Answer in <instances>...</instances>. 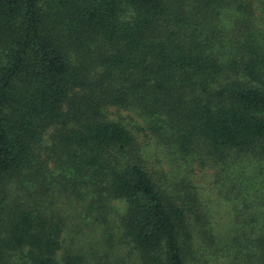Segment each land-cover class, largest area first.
I'll use <instances>...</instances> for the list:
<instances>
[{
  "label": "trees",
  "instance_id": "1",
  "mask_svg": "<svg viewBox=\"0 0 264 264\" xmlns=\"http://www.w3.org/2000/svg\"><path fill=\"white\" fill-rule=\"evenodd\" d=\"M75 215L142 264H264V0H0V264H99Z\"/></svg>",
  "mask_w": 264,
  "mask_h": 264
},
{
  "label": "rangeland",
  "instance_id": "2",
  "mask_svg": "<svg viewBox=\"0 0 264 264\" xmlns=\"http://www.w3.org/2000/svg\"><path fill=\"white\" fill-rule=\"evenodd\" d=\"M194 182L196 183L197 187L201 189V193L203 197L205 198L206 203H210L212 200L215 201L217 199V193L216 190L213 187V176L211 175V172L209 170H203L201 172H197L196 176L194 177ZM80 217V216H79ZM78 216L75 215L73 219L70 220L69 223H67V227L74 226L73 232H79L77 236L75 234L73 235L75 237L76 243H87L88 246H92L94 251L98 252L99 256L96 258L91 259V262L98 261L99 264H142L140 255L136 253L135 251H129L128 249L130 246L119 245L121 249H123L121 252H115L114 254L109 253L108 251H113V249L109 250V248H105L103 245H95L90 242V240L93 238L89 233H93L90 230L91 222L89 223V226L85 223H79L77 221ZM218 225L220 227H224V224L226 223L225 219L221 217L220 215H217ZM89 221H86L88 223ZM79 226V227H78ZM81 229L79 230V228ZM100 248H103L106 250V256L100 252Z\"/></svg>",
  "mask_w": 264,
  "mask_h": 264
}]
</instances>
